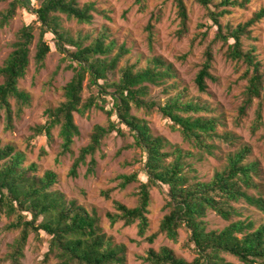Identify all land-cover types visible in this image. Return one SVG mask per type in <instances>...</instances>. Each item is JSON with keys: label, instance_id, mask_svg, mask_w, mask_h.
Segmentation results:
<instances>
[{"label": "trees", "instance_id": "trees-1", "mask_svg": "<svg viewBox=\"0 0 264 264\" xmlns=\"http://www.w3.org/2000/svg\"><path fill=\"white\" fill-rule=\"evenodd\" d=\"M192 1L206 9L207 16L216 26L212 43L221 41L226 47L223 52L225 58L245 67L241 77L246 84L236 120L240 123L256 100L257 108L251 125L254 133L264 125V65L258 57L252 32L253 27L264 18V4L247 20L232 26L222 24L220 18L231 14L234 8H247L250 0ZM134 3L139 11L144 10L145 0H134ZM174 5L178 19L175 35L182 38L188 32L187 7L185 0H174ZM18 7L29 10L36 19L17 30L13 49L0 66V122L3 119L4 130L13 129L15 112L12 100L17 113L30 105L31 96L19 87V80L28 70L31 46L36 39L33 61L36 70H39L50 52L47 36L51 34L55 48L69 62L66 67L72 70V76L62 87L63 100L56 107L47 109L45 123L32 130L34 134H45L50 138L52 129L58 127L61 140L59 155H64L72 152L74 139L80 134L74 113L85 115L95 107L106 114L107 124L93 126L89 142L79 149L74 158L68 171L72 177L77 176V168L87 156H90L87 173L93 172L96 164L94 154L105 137L113 132L125 136V130L131 134L133 143L122 148L140 149L147 179L140 181L136 171L116 176L121 189L139 182L137 203L129 207L114 200L115 212L106 213L110 225L118 221L125 226L136 224L137 234L145 236L149 227L150 189L159 187L166 194V212L157 231L146 239L152 243L158 234H163L173 243H178L179 229L184 228L188 233L187 246L195 254L189 261L163 245L158 250L148 248L142 256L143 261L146 264H233L226 259L228 255L243 264H264V219L255 226L254 221L241 218L242 213L236 206L244 202L264 214V197L260 193H249V189L258 187L255 178L259 175L257 163L248 160L250 147L244 145L230 151L223 168L216 170L209 180L202 181L190 161L193 151L153 134L145 119L131 113L132 108L158 111L199 153H212L215 138H228L219 134L218 118L202 113L207 112L208 107L183 99L179 92L162 103L149 97L148 85L159 88L173 82L176 78L173 65L161 56H152L143 65L138 60L131 62L128 59L119 66L129 49L116 45L109 38L107 29L96 34L73 35L62 27L61 15L67 20L89 24L92 13L96 11L91 1L80 4L77 0H41L37 7H33L31 0H10L7 7L0 11V28L14 17ZM152 19L158 22L160 16H152ZM153 29L154 24L149 21L146 30L150 45ZM35 30H38L37 36ZM205 37L203 32L200 41ZM244 39L250 40L246 47ZM213 58L212 47L207 45L201 67L194 78L200 92L206 91L207 79L215 80L210 72ZM114 72L118 73V78L110 80L109 75ZM85 80L95 93L83 100ZM106 96L111 102L109 108L104 104ZM26 158L24 151L0 140V217L11 218L7 229H19L6 255L9 264H21L29 236L38 235L41 231L49 236L44 260L54 256L56 262L53 264H124L125 245L114 243L103 231L97 212L88 210L76 199L67 198L54 189L58 182L57 173L48 169L40 174L38 164L27 162ZM103 195L109 198L108 191H104ZM208 211L228 224L221 229H208Z\"/></svg>", "mask_w": 264, "mask_h": 264}, {"label": "rangeland", "instance_id": "rangeland-1", "mask_svg": "<svg viewBox=\"0 0 264 264\" xmlns=\"http://www.w3.org/2000/svg\"><path fill=\"white\" fill-rule=\"evenodd\" d=\"M10 0L0 2V11H3ZM41 0H31V5L37 7ZM80 4L93 2L96 11L92 13L93 18L89 24H80L75 20H67L61 15V25L73 35L81 33L96 34L107 29L110 39L116 45H124L129 53L121 60L119 66L126 60L131 62L138 60L140 65L152 56H161L170 62L176 72V78L171 84L164 87L148 85L149 97L159 102L179 92L183 99L198 102L208 107L204 115L215 116L220 124L218 131L221 136L228 138H215L213 152L199 153L189 142L183 139L178 130H174L171 121L164 118L158 111H146L143 108H132L131 113L143 118L155 135H161L173 144H178L183 149L191 150L194 156L190 158L199 180L207 181L216 170H220L226 164V156L230 151L247 145L251 152L249 161L256 162L259 175L255 178L258 187L249 189V193H260L264 197V125L256 132L251 131V125L257 108V101L248 109L247 116L237 123V111L242 100V91L246 81L241 77L245 67L225 58L223 52L226 47L222 42L212 43L216 32V26L207 16L204 7L192 0H185L188 12V32L178 38L175 31L178 28L176 8L174 0H145L143 11H139L134 0H77ZM218 0H213L217 2ZM264 4V0H250L247 8H234L231 14L220 18L222 24L235 26L237 23L247 20L251 14ZM159 15L160 20L155 22L152 19ZM36 16L29 10L18 7L16 13L7 25L0 28V66L13 49L15 34L17 30L26 23L32 22ZM151 21L154 24L153 41L148 42L146 26ZM205 32L206 37L200 41L201 34ZM38 30H35L37 36ZM252 36L258 48V57L264 65V18L253 27ZM50 52L46 56L44 66L36 70L33 61L35 41L29 54L30 63L26 75L19 80V87L31 96L30 105L24 106L20 113L16 112V104L12 100V108L15 112L13 129L4 130L3 119L0 122V140L3 144H12L17 150L26 153L27 162H36L39 166V173L45 170H53L58 175V182L54 189L62 192L67 198H74L83 204L88 210L94 209L100 217V225L103 231L111 237L114 243L124 244L126 247V260L124 264H146L142 256L148 248L158 250L160 246L166 245L172 248L176 255L192 260L195 254L187 246L188 233L184 228L179 229L178 243H173L163 234H158L152 243H149L146 236L156 232L166 210V194L159 187H151L149 213V227L145 236L137 234L136 224L125 226L122 221L110 225L106 213H114L113 201L117 200L126 206L132 207L137 203V191L139 182L128 184L121 189L118 186L119 174H129L132 171L138 173L140 181L145 182L147 177L142 164V153L139 148H122L126 144H132L131 134L125 130V136H119L115 132L105 137L99 150L94 154L96 164L92 173H87L90 156L77 168V176L68 175V171L74 158L81 147L85 146L90 139L95 124L105 126L107 124L106 114L98 109L91 108L85 115L74 113V121L79 127L80 134L75 137L72 145V152L59 155L60 138L58 127L51 131V137L45 134L37 135L33 127L45 123L47 120V109L56 107L63 100L62 87L72 76V70L67 69L69 63L63 59L54 45L52 35L48 34ZM244 45L250 40L244 39ZM211 45L213 50V61L210 69L215 80L207 79V89L200 92L197 89L194 78L201 67L204 59V50ZM118 73L109 75L110 80H117ZM2 78L0 77V82ZM85 80L82 91V98L85 100L95 91L87 86ZM110 99L105 97V106L110 107ZM264 114V104L262 106ZM108 191L109 198L103 195ZM242 213L241 218H248L254 221L255 226L264 219V214L244 202L236 204ZM208 229H221L228 224L227 221L212 211L207 213ZM11 218L2 215L0 217V264H9L6 255L10 251V244L19 234V229H7ZM49 236L44 232L38 235H30L23 249L21 264H53L56 262L54 256L44 260L48 249ZM233 264H243L232 256H225Z\"/></svg>", "mask_w": 264, "mask_h": 264}]
</instances>
